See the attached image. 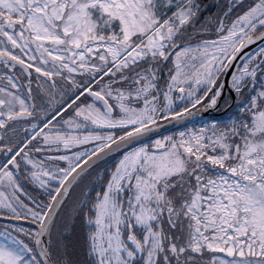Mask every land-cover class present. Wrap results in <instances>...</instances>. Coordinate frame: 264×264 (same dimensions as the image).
I'll use <instances>...</instances> for the list:
<instances>
[{
	"label": "snow or ice",
	"instance_id": "6c2138e0",
	"mask_svg": "<svg viewBox=\"0 0 264 264\" xmlns=\"http://www.w3.org/2000/svg\"><path fill=\"white\" fill-rule=\"evenodd\" d=\"M0 264H264V0H0Z\"/></svg>",
	"mask_w": 264,
	"mask_h": 264
},
{
	"label": "water",
	"instance_id": "95a60500",
	"mask_svg": "<svg viewBox=\"0 0 264 264\" xmlns=\"http://www.w3.org/2000/svg\"><path fill=\"white\" fill-rule=\"evenodd\" d=\"M259 42H257V44H254V45H250L249 48L247 49V51H255L257 49V45H258ZM215 115H219V114H215ZM206 118V117H205ZM200 118L198 117L197 120H199ZM196 120V121H197Z\"/></svg>",
	"mask_w": 264,
	"mask_h": 264
},
{
	"label": "trees",
	"instance_id": "16d2710c",
	"mask_svg": "<svg viewBox=\"0 0 264 264\" xmlns=\"http://www.w3.org/2000/svg\"><path fill=\"white\" fill-rule=\"evenodd\" d=\"M206 2H211V0H206Z\"/></svg>",
	"mask_w": 264,
	"mask_h": 264
},
{
	"label": "flooded vegetation",
	"instance_id": "af4514ba",
	"mask_svg": "<svg viewBox=\"0 0 264 264\" xmlns=\"http://www.w3.org/2000/svg\"><path fill=\"white\" fill-rule=\"evenodd\" d=\"M33 87H35V85H33ZM57 119H59V117Z\"/></svg>",
	"mask_w": 264,
	"mask_h": 264
},
{
	"label": "rangeland",
	"instance_id": "374dc122",
	"mask_svg": "<svg viewBox=\"0 0 264 264\" xmlns=\"http://www.w3.org/2000/svg\"><path fill=\"white\" fill-rule=\"evenodd\" d=\"M196 123H199V122H196ZM77 191H79V190H77Z\"/></svg>",
	"mask_w": 264,
	"mask_h": 264
}]
</instances>
